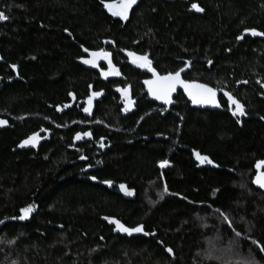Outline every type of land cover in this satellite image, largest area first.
Masks as SVG:
<instances>
[{
    "label": "trees",
    "instance_id": "trees-1",
    "mask_svg": "<svg viewBox=\"0 0 264 264\" xmlns=\"http://www.w3.org/2000/svg\"><path fill=\"white\" fill-rule=\"evenodd\" d=\"M104 3L0 0L8 17L0 21V118L8 125L0 130V264H264L250 243L264 245V189L253 183L264 161L255 79L264 83V40L237 39L245 29L264 33V0H137L127 20ZM100 50L119 79L79 64ZM128 52L147 54L160 75L183 68L186 81L237 101L243 94L250 117L237 123L224 99L215 112L180 94L170 109L147 102V75ZM118 88L133 99L128 112ZM93 92L101 94L92 113L57 114V106ZM41 128L53 132L48 143L36 153L17 150ZM77 131L111 147L100 152L90 142L71 150ZM190 151L217 168L198 167ZM29 205L33 211L19 220ZM103 218L152 236L113 235Z\"/></svg>",
    "mask_w": 264,
    "mask_h": 264
},
{
    "label": "snow or ice",
    "instance_id": "snow-or-ice-1",
    "mask_svg": "<svg viewBox=\"0 0 264 264\" xmlns=\"http://www.w3.org/2000/svg\"><path fill=\"white\" fill-rule=\"evenodd\" d=\"M102 3H104V0H101ZM137 3V0H119L118 4H111V3H104V7L111 13L112 16L116 17L118 16L121 20H127L128 19V13L129 10L132 8L133 5ZM191 8L194 9L196 12H202L203 9L200 8L197 4L193 3L191 5ZM8 17L5 15L4 12L0 11V21L7 20ZM245 32L249 33L253 37H261L264 36V33L258 32L254 29L249 30L245 29ZM237 39H241V37H237ZM87 51V49H85ZM108 53L104 52L103 50L100 51H93L89 53L90 59H83L81 60L82 63L91 65L92 67L97 66V60H107L108 59ZM127 55L129 57H132V63L136 64L139 68H146L147 71L152 73L153 79L151 80H145L144 83L148 87V93L151 95L154 99L162 101L164 104L171 103V95L173 92L177 90V88H182L184 93L187 95L189 100L193 104L198 105H212L215 107H220L219 103H217L216 99V90L213 88L208 87L204 84H198V83H190L184 79L181 78V72L184 71V69H180L176 71L175 73H170L168 75L160 76L156 73V71L151 67V61L148 59L147 54L143 56H136L132 52H128ZM13 71L16 70L15 65L10 66ZM185 68L188 67V63L185 62L184 65ZM103 76H115L119 75V72L115 67L112 66L111 62L109 61V71L102 72ZM246 83V82H245ZM257 83H260V81H257ZM261 87H264V83L261 84ZM118 92H121L122 99L125 103V109H127L131 104L132 101L129 99L127 93L128 89H117ZM101 93L99 92H93L91 96L88 98V106L83 109V111L90 112L91 108V101L93 96H99ZM69 95H72L69 93ZM224 96L227 97L228 101L231 104L235 105V109L233 110L231 107L229 110L232 112L233 116H243L245 114L244 107L235 100L228 92H224ZM68 105H65L67 107ZM59 111V108L57 109ZM7 122L5 120L0 119V126H4ZM237 123H240L239 120H237ZM83 137H90L91 134L89 132H77L75 139L80 140ZM37 143V137L35 135L30 136L26 140H24L20 147H24L27 145H31L32 147H35ZM103 147V145H100ZM196 158L200 162H206L211 164L212 161L209 160L207 156H201L199 153H194ZM81 159H85V157L81 156ZM168 164V161H162L160 162L159 166L161 168L165 167ZM264 164V161L258 162L256 167L259 170L261 165ZM90 179H95V177H90ZM110 183V182H105ZM253 183L257 184L261 189H264V173H260L256 179H254ZM120 189L125 192L126 195L131 196L133 193L125 187V185L121 184ZM165 191H167L165 189ZM33 211V206L29 205L26 208L21 209V214L19 215L18 219L23 221L25 220L28 215ZM222 216L225 214L223 212L220 213ZM12 219H17V217H13ZM225 219L227 220V217L225 216ZM110 223H114L117 225V230L127 233L128 235H132L133 233H141L143 232L142 226H136V227H126L123 224H121L118 220H110ZM2 223V222H0ZM231 227V225H229ZM144 235H150L151 233L143 232ZM235 235L239 237L241 234L239 232H236ZM250 243L254 245L256 248L259 249L261 254H264V245H261L258 241L251 239ZM170 254H172L171 249H166ZM245 264H256L254 260H248L245 261Z\"/></svg>",
    "mask_w": 264,
    "mask_h": 264
},
{
    "label": "flooded vegetation",
    "instance_id": "flooded-vegetation-1",
    "mask_svg": "<svg viewBox=\"0 0 264 264\" xmlns=\"http://www.w3.org/2000/svg\"><path fill=\"white\" fill-rule=\"evenodd\" d=\"M256 31H258L257 29H254ZM260 32V31H258ZM262 33V32H261ZM241 39H243L244 37H248V38H251V39H260V40H264V36H261V37H253L251 36L249 33L247 32H243L242 35L240 36ZM241 39H239L238 41H240ZM85 59H90V56H88L87 58ZM83 60V59H81ZM81 60L79 61V64L86 67L87 69H90V70H94V71H97L101 77L103 78H108V79H119V75H115V76H103L101 73L102 72H107L109 71V60H97V66L94 68L92 67L91 65H87V64H84L81 62ZM129 63L131 65H134V66H137L136 64L132 63V60L129 61ZM101 66L105 67V70L101 72ZM117 71L119 72V68H116ZM141 70L147 75V78H145L142 82V87H143V83L145 80H149L150 79V75L148 74V72L146 71V68H141ZM13 71V70H12ZM160 75V74H159ZM18 78V73H17V69L15 71H13V77H12V80H16ZM256 79V89H257V99H259L260 101H262L264 103V87H261V82L260 83H257V81H259V78H255ZM11 80V79H10ZM9 80V81H10ZM188 82H192V81H188ZM202 84V83H201ZM205 85V84H204ZM247 84L243 83V86H246ZM212 88V87H211ZM214 89V88H213ZM216 90V89H215ZM218 92V100H219V103H220V106H221V109H222V99H224L227 103V105L229 106V108L231 107L233 110L235 109V105L234 104H231L230 105V102L228 101L227 97L224 96V93L223 92H219L218 90H216ZM143 93L145 95V99H146V94L144 92V87H143ZM182 95V97L184 98L183 94L181 92H178L177 96L178 95ZM92 95V94H91ZM89 95V96H91ZM176 96V97H177ZM175 97V98H176ZM89 98V97H88ZM175 98H174V101H175ZM185 99V98H184ZM97 100V96H93L92 97V101H91V108H90V112H87V113H92L95 109V102ZM186 100V99H185ZM243 94H241L240 96V100H238V102L244 107V111H245V114L243 116H233L232 115V112L228 109L227 112H229V114H231L233 116V118H235V120H239L240 122L244 121V120H247L250 116H249V112L245 106V103L243 101ZM174 101H173V105H174ZM187 101V100H186ZM188 102V101H187ZM191 105V103H189ZM65 105H68L67 107H65ZM88 106V99L85 101V102H80V103H76L74 99H72L70 101V103L66 104H62L60 106H57L56 107V112L57 114L61 115V114H65L67 112V110H72V109H76L78 113L82 114L84 111L83 109L85 107ZM192 106V105H191ZM59 108V111L57 110ZM163 108V107H162ZM194 108V107H193ZM204 111V110H202ZM221 111V110H220ZM215 112V111H214ZM2 120H5L3 118H0ZM6 121V120H5ZM7 122V121H6ZM51 123V122H49ZM72 124H78V125H83V123L80 121V120H75V121H72L71 125ZM8 125L7 123L4 125V126H0V130L3 129V128H7ZM68 128V127H67ZM65 128V129H67ZM77 132H80V133H83L81 131H77ZM87 132V131H86ZM90 134L91 132L88 131ZM37 133H40L39 135V138L37 140V143H36V147L34 148H27V146H24V147H20L21 143L26 140L27 138H29L30 136L34 135V134H37ZM53 136V132L48 130V129H45V128H41L40 130L28 135L25 139L21 140L18 144H17V150L19 151H33V152H38L39 149L42 148V146L45 144V143H48L50 141V138ZM75 136H76V133L73 135V139H72V142H71V146H70V149L71 150H74L76 152L79 151V148H81L82 146H84L85 144H88V143H92L94 144V146L96 147V149L100 150V152H105L106 149H108L109 147H111V145H107L106 144V141L101 139V138H98L95 140V138L93 136H90V137H83L80 139V140H76L75 139ZM100 145H103V147H101ZM264 166L260 167V169L258 170V175L260 173H264ZM257 175V176H258ZM257 178V177H256ZM257 185V184H256ZM258 186V185H257Z\"/></svg>",
    "mask_w": 264,
    "mask_h": 264
},
{
    "label": "water",
    "instance_id": "water-1",
    "mask_svg": "<svg viewBox=\"0 0 264 264\" xmlns=\"http://www.w3.org/2000/svg\"><path fill=\"white\" fill-rule=\"evenodd\" d=\"M170 1H175V0H170ZM176 1H180V2H187L188 0H176ZM146 71H147V69H146ZM148 72V74L150 75V79L149 80H151V79H153V76H152V73L151 72H149V71H147ZM157 73V72H156ZM158 74V73H157ZM159 75V74H158ZM168 75V74H167ZM160 76H164V75H160ZM181 78H182V76H181ZM183 79V78H182ZM190 83H198V82H190ZM198 84H201V83H198ZM143 87H144V92H145V94H146V101L147 102H150V103H154V104H156L157 106H159V107H163V108H165V109H170L172 106H173V101H174V98L177 96V94H178V92H181L182 94H183V96H184V98L189 102V103H191V105H192V107H194L195 109H199V110H204V111H220L221 110V106L220 107H215V106H212V105H198V104H193L192 102H191V100H189V98L187 97V95L184 93V91H183V89L182 88H177V90L175 91V92H173L172 93V95H171V97H170V99H171V103H169V104H164L162 101H159V100H156V99H154L151 95H149V93H148V87H147V85L145 84V83H143ZM209 87V86H208ZM211 88V87H210ZM215 90V89H214ZM216 99H217V103H219V100H218V92L216 91ZM219 105H220V103H219ZM36 137H37V140H38V138H39V135H40V133H37V134H34ZM33 136V135H32ZM37 146V145H36ZM35 146V147H36ZM27 148H34V147H32L30 144L29 145H27ZM191 152V154H192V158H193V161H194V163H196V165L198 166V167H207V168H214V169H216L217 167L215 166V165H213L212 163L211 164H209V163H206V162H200L197 158H196V156L194 155V153H198V152H196V151H190ZM91 182H93V183H95V181L94 180H90ZM99 185H101V186H103V187H114L115 185L114 184H111V185H109L108 183H105V182H103V183H99ZM110 220H116V219H112V218H110V219H106V218H103L102 219V221L103 222H105L109 227H111L112 228V234L113 235H119V236H121V237H126V238H136V237H143V238H149L150 236H152L151 234L150 235H144L143 234V232H145L144 231V228H143V232H141V233H133L132 235H128L127 233H123V232H121V231H119V230H117V225L116 224H114V223H110L109 221ZM168 255H170L171 256V254L168 252Z\"/></svg>",
    "mask_w": 264,
    "mask_h": 264
},
{
    "label": "rangeland",
    "instance_id": "rangeland-1",
    "mask_svg": "<svg viewBox=\"0 0 264 264\" xmlns=\"http://www.w3.org/2000/svg\"><path fill=\"white\" fill-rule=\"evenodd\" d=\"M119 3V0L117 1V2H112L111 4H118ZM107 10V9H106ZM108 11V10H107ZM109 12V11H108ZM110 13V12H109ZM116 17H118V16H116ZM119 18V17H118ZM127 95H128V97H129V99L132 101V104L127 108V109H125V103H124V100L122 99V95H121V99H122V102H123V105H124V108H123V110H124V112H128V111H130L131 109H132V107H133V99L131 98V96H130V94H129V92L127 93ZM165 167H167V165L165 166ZM30 215V214H29ZM29 215H28V217H29ZM27 217V218H28Z\"/></svg>",
    "mask_w": 264,
    "mask_h": 264
}]
</instances>
